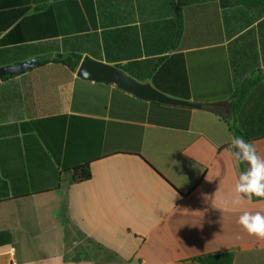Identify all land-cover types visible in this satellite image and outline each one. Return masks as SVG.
Here are the masks:
<instances>
[{"label":"crops","instance_id":"crops-1","mask_svg":"<svg viewBox=\"0 0 264 264\" xmlns=\"http://www.w3.org/2000/svg\"><path fill=\"white\" fill-rule=\"evenodd\" d=\"M177 1L27 0V17L50 11L27 35L58 36L27 42L19 63L76 53L135 69L140 82L162 69V88L216 99L220 116L189 109L187 128H178L186 113L176 107L59 64L28 75L27 111L18 81L0 82V232L12 237L0 264H198L227 252L232 264H264V241L238 224L243 211H264V200L223 210L240 173L229 126L264 157V7L185 0L176 45ZM0 51V67L18 64L15 46ZM181 62L186 89L173 72ZM84 164L90 179L73 183L71 170Z\"/></svg>","mask_w":264,"mask_h":264},{"label":"trees","instance_id":"trees-1","mask_svg":"<svg viewBox=\"0 0 264 264\" xmlns=\"http://www.w3.org/2000/svg\"><path fill=\"white\" fill-rule=\"evenodd\" d=\"M8 0H0V7L3 6H22L24 8L21 9H0V35L5 33L4 36L0 39V48L3 46H15L16 48V62L15 64L21 61V55L26 52L27 42L39 40L40 38H53L58 36L57 32L47 31L44 34L33 33L32 35H27V25L34 22L36 19L39 20L40 17H44V15H48L50 11H34L35 15L27 17V0H10L11 4H8ZM13 1H15L13 3ZM221 8H228L232 6H241L245 8H259L264 7V0H219ZM185 0L177 1V9L175 10V42L176 45L179 43L184 28L183 22V9L185 6ZM2 54V51H0ZM173 59L178 61V56H172ZM81 56L76 53L69 54H58L55 57H43L35 66V68H42L47 64H59L69 72L74 73L81 61ZM178 63V62H177ZM177 69H173V72L177 75L178 81L183 89L187 88V78L186 72L184 69L183 62L178 64ZM123 70L126 71L128 75L133 77L136 80H140L136 77L132 72L135 69H127L126 66L122 67ZM34 69H30L23 73L20 77H12V76H4L0 78V82H6L10 80H17L19 84V92L17 96L21 98L24 102L25 109L27 111V97H32V89L29 84L28 75L32 73ZM162 72V69H148L147 78L151 79V83L154 88L159 90L160 92L175 97L181 98L185 100H189V96L186 94H178L173 91L166 90V88H162L159 85V77ZM248 84L245 83L242 88L237 92L234 96L235 99H238L240 103L244 95H246L248 89ZM216 99L211 100H202L196 99V103L201 105V110H205L211 112L215 115L220 116V112L218 109V103H215ZM156 105V104H153ZM159 106V105H157ZM167 108V107H166ZM179 113H186L185 118H181L180 122H177L175 126L178 128L185 129L188 125V114L189 109L176 107L174 108ZM174 126V125H171ZM229 129L235 134L238 135V131L229 126ZM244 165L239 163V172L244 170ZM72 182L73 183H82L88 181L91 177L89 164L79 165L72 170ZM264 199L261 198H253L252 202H259ZM12 243V237L7 232H0V246L9 245ZM193 261L198 264H232L233 263V254L230 252L227 253H214V254H205L193 259Z\"/></svg>","mask_w":264,"mask_h":264},{"label":"water","instance_id":"water-1","mask_svg":"<svg viewBox=\"0 0 264 264\" xmlns=\"http://www.w3.org/2000/svg\"><path fill=\"white\" fill-rule=\"evenodd\" d=\"M39 61L40 58L36 57L17 65L0 67V78L4 76L20 77L26 71L34 68ZM75 76L79 79L113 85L117 90L140 101L190 110L201 109L199 103L177 99L160 92L153 87L150 80L140 82L128 75L125 70L88 56L81 59Z\"/></svg>","mask_w":264,"mask_h":264},{"label":"clouds","instance_id":"clouds-1","mask_svg":"<svg viewBox=\"0 0 264 264\" xmlns=\"http://www.w3.org/2000/svg\"><path fill=\"white\" fill-rule=\"evenodd\" d=\"M228 151L235 161L245 167L235 181L234 198L225 202L224 211L236 209L245 200L251 201L254 197L264 199V157L258 153L255 143L243 136L233 135ZM238 224L249 236L264 241V211H243L238 217Z\"/></svg>","mask_w":264,"mask_h":264}]
</instances>
